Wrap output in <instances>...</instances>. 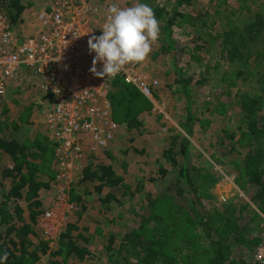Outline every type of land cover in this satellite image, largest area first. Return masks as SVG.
Masks as SVG:
<instances>
[{
  "label": "trees",
  "instance_id": "16d2710c",
  "mask_svg": "<svg viewBox=\"0 0 264 264\" xmlns=\"http://www.w3.org/2000/svg\"><path fill=\"white\" fill-rule=\"evenodd\" d=\"M47 1L49 0H40L43 3ZM195 1L175 0L172 9L169 10L165 5H158L157 0H138L139 3L149 4L154 10L159 21V35L165 39L161 50L171 53L172 67L178 74L175 84L179 85V91L186 98L187 115L181 127L189 137L194 133L197 117L194 115L192 93L189 91L192 80H186L182 76L180 63L183 54L182 51L174 49L176 47L172 37L174 26H190L194 31H192L193 41L202 43V46L196 45L194 51L199 53L205 49L211 50L210 54L220 61L215 65V71L220 70L221 62H227L230 70L221 75V82L228 88L226 95L232 93L230 89L235 84L232 80H241L244 83L256 80L255 92L234 95L232 108L235 109L237 106L241 116L235 131L225 130L224 126L219 125L224 134L220 137L219 145L228 151L223 150L226 152L223 156L227 158V155L235 153L238 146L243 148L240 161H234L233 166L239 175V180L246 181L245 189L251 204L230 202L220 209L215 206L213 211L207 210L202 199L212 196L213 187L209 183L202 185V171L190 161L189 139L183 136L173 138L171 147L163 156L174 168L173 180H169L171 183L160 196L148 195L147 212L141 216L137 226L124 235L119 244L115 245L116 237L110 236L106 253L111 264H174V256L168 250V238H166L168 236L164 230L165 224H175L182 220L183 216L175 212L177 208L179 209L177 202L181 200L189 204L188 212L193 218L196 217L198 223L207 231L206 237L217 249L216 259L219 260V264H223L225 260L222 236H220L224 229L221 226L218 231L217 228L214 230L210 227L206 221V215L210 213L212 217H215V214L221 217L225 230H231L230 234L235 235V242L239 244L243 242L246 245L254 243L255 248L260 245V238L252 242L251 233L258 229L261 221L253 206L264 214V1L237 0L238 10H233L229 7V0H209V8L206 11L201 8L186 13L187 8ZM30 2V0H0V13L7 16L14 35L20 42L29 36L28 34L24 36L23 25L24 15L29 10ZM34 4L37 5L35 0ZM211 10L214 14H211ZM218 17L225 22V25L217 34L208 35L206 30L215 25V19ZM236 23H241V27ZM207 36H210V40L205 42ZM208 46L210 49H207ZM193 58L195 61H201L200 56L194 55ZM24 73L27 74L25 75L27 78L31 77V73L27 71L22 72L21 76H24ZM109 83L111 87L107 86L110 88L108 90L106 88V93L109 91L107 98L112 102L114 120L121 127L119 131L140 130L144 126L140 116L149 109L151 111L150 101L136 88L127 85L121 76L112 79ZM24 86H28L27 83H24ZM42 96V104L38 103L36 106L40 113L50 107L51 102L54 101L51 95L45 96L42 93ZM25 116L23 114L20 117ZM42 118L44 119L43 115ZM220 121L223 119L220 118ZM16 125L17 131L20 126ZM47 128L45 123L47 133L42 132L38 138H34L32 144H18L10 139L9 130L0 127V152L8 155L13 163V168L0 166V187L4 182L10 184L8 190L0 192V254L8 253L6 264H37L42 256L47 257L46 264H69L72 257L83 262L89 256L87 246L89 239L84 236L87 230L75 224L66 225V231L60 236L59 247L51 248L48 242L43 240L35 242L38 234L33 226H36L41 214L35 209L41 206L40 191L48 189L50 183L43 180L39 174H44L50 167L48 161H52L56 147L52 145ZM94 157L90 164L82 167L80 171L83 174L82 181L96 183L98 185L96 190L100 192L104 186L115 188L122 185V180L114 168L106 163H98ZM159 171L165 181L169 174L167 166L166 168L161 166ZM48 173L51 175L50 172ZM111 198L112 195H109L105 202H110ZM21 201L29 203L27 208L31 211L30 223L23 220L24 211L20 205Z\"/></svg>",
  "mask_w": 264,
  "mask_h": 264
},
{
  "label": "rangeland",
  "instance_id": "374dc122",
  "mask_svg": "<svg viewBox=\"0 0 264 264\" xmlns=\"http://www.w3.org/2000/svg\"><path fill=\"white\" fill-rule=\"evenodd\" d=\"M30 1L29 10L24 15V36L33 33L34 29L37 28L35 14L41 12L45 6V3L40 2V0H35L37 5L34 4V0ZM88 1L100 10H104L114 2L120 3L124 8L139 3L138 0ZM174 1L157 0V4L165 5L171 10ZM228 3L231 9L238 10L237 0H229ZM209 4V0H197L187 8L186 13L201 8L206 11ZM211 14H214L213 10H211ZM233 20L236 21L237 19ZM236 24L241 27V23ZM224 25L225 22L218 17L215 19V25L210 26L206 32L209 33L208 35L217 34ZM192 31L190 26L187 25H176L172 29V37L176 42L174 49L182 51L183 54L180 63L182 76L186 80H192L189 91L192 93V105L197 123L191 137L181 127L187 115L185 111L186 98L179 91V85L175 84L178 74L172 67L171 53H165L161 50L165 39L159 35L156 43L152 44V51L149 56L144 61L135 62L134 64L138 70L160 81L162 89L159 99H163L168 106V119L153 115L149 109L140 116L144 125L140 130L133 132L118 130L109 148L102 149L95 154L90 152V147L88 149L84 148L86 162L84 160L80 161L83 162L82 169L83 166L90 164L93 156H95L94 158L97 159L98 163H106L114 168L122 180V185L115 188L104 186L100 192L96 190L98 186L96 183L83 182L80 177L73 178L70 181L71 178L62 175L64 169L62 168V161H57V147L52 161H48L50 166L48 170L44 174L38 173L43 180L50 183L48 189L40 191L41 206L35 210L41 212V214L37 220L48 209L52 208V204L63 197L61 212L60 214L56 213L58 217L56 218L57 225H55L56 232L61 236L66 231L67 224H75L77 227L87 230V232H84V236L89 239L87 244L89 256L83 262H79L77 258L72 257L69 264H111L109 255L106 253L110 236L116 237L115 245L119 244L124 235L133 230L139 223L141 216L147 212L148 195L160 196L165 192V189L171 183L170 181L173 180L174 168L163 156L171 147L172 139L178 136L187 137L190 141V161L202 171V185L205 186L206 183H209L213 187L211 190L212 196L202 199L207 210L213 211L212 209L215 206L220 209L221 206L230 202L234 204H251L245 189L246 181L244 179L239 180V175L233 166L234 161H240L243 148L238 146L235 153L227 155V158L223 156V154H226L223 150H227L219 145L221 144L220 137L224 135L219 125L224 126L225 130L235 131L241 121V116H239L237 106L235 109L232 108L233 101H235L233 99L234 95L255 92L256 80L247 83L241 80H232L235 82L230 89L232 93L226 95L225 92H228V88L221 82V75L229 71L230 67L227 62H221L220 70L215 71V65L219 64L220 61L210 54L211 50L206 51L205 49L199 53L194 51L195 46L202 43L193 41L194 33ZM208 40H210V36L205 38V42ZM207 49H210V47L208 46ZM194 55L200 56L201 61H195ZM25 75L27 74L24 73V76H21L17 81L12 80L9 82L6 95L0 98V127L9 130L10 139L18 144H32L34 133L38 136H40V131L47 133L43 126L45 121L36 107L38 103L42 104L43 100L39 84L34 80V77L27 78ZM232 81L230 82L232 83ZM24 83H27L28 86H24ZM108 87H111V85L109 84ZM107 93L106 95H108ZM223 104H226V106ZM23 114L26 116L20 117ZM223 114L224 116H222ZM220 118L223 121H220ZM16 124L20 126L17 131L15 130ZM116 124L120 127L118 122ZM162 129H166V131L164 132ZM53 144L55 146L56 142H52ZM90 144V141H86L85 147L90 146ZM181 158L180 156L179 159L181 160ZM12 164L10 157L4 152H0V166L13 168ZM70 164L77 165L78 161L74 159ZM161 166L165 168L167 166L169 172L165 181L160 176L159 169ZM9 186L8 182H4L0 187V192L8 190ZM109 195H112L110 202H105L108 200ZM20 205L24 211L23 220L30 223L29 213L31 211L27 208L29 203L21 201ZM177 205L179 209L177 208L175 212L183 216L182 220L177 221L178 223L175 224H165L166 232L164 230V233L168 236L166 237L168 238V250L174 256V264H210L213 260L212 264H219V260L216 259L218 258L217 249L206 237L207 231L198 223L197 218H193L188 212L189 204L181 200L177 202ZM253 208L257 210L261 221L258 229L251 233L252 242L260 238L261 244L264 242V214L255 206ZM206 217V221L212 229L217 228L216 230L219 231L221 226L224 229L220 234L225 251L223 264H264V260L260 261L257 257L258 247L255 248L254 243L246 245L243 242L240 244L235 242V235L230 234L231 230H225L218 214L212 217L210 213ZM38 222L36 226H33L34 231L38 234V239H35V242L38 240L46 241L40 231ZM60 243L61 238L55 245L59 247ZM48 246L53 247L50 243H48ZM41 258L37 264H46L47 257L42 256Z\"/></svg>",
  "mask_w": 264,
  "mask_h": 264
},
{
  "label": "built area",
  "instance_id": "2783aa9c",
  "mask_svg": "<svg viewBox=\"0 0 264 264\" xmlns=\"http://www.w3.org/2000/svg\"><path fill=\"white\" fill-rule=\"evenodd\" d=\"M111 4L124 8L120 3ZM111 4L100 10L88 0H49L35 14L37 28L22 42L14 35L7 16L0 13V98L6 95L9 82L17 81L24 71L31 73L45 96H52L54 101L41 114L50 139L56 142L62 175L70 181L76 177L83 180V149L90 147L93 154L107 149L118 133L106 95L112 79L121 76L150 101L153 115L168 119V106L159 99L160 81L138 70L134 63L126 64L114 78L98 77L89 71L95 54H89L88 39L101 34ZM101 67L98 64L97 70ZM86 141L90 146L85 147ZM74 159L78 164L73 166L70 162ZM62 198L38 220L43 237L53 247L60 239L55 225ZM257 257L264 260V242L258 246Z\"/></svg>",
  "mask_w": 264,
  "mask_h": 264
},
{
  "label": "clouds",
  "instance_id": "9594fccd",
  "mask_svg": "<svg viewBox=\"0 0 264 264\" xmlns=\"http://www.w3.org/2000/svg\"><path fill=\"white\" fill-rule=\"evenodd\" d=\"M108 18L100 35L88 39L89 54H95L91 73L98 77H116L128 63L144 61L160 34L159 21L147 3L120 8L111 4ZM101 64L100 70L97 65ZM8 253L0 254V264H6Z\"/></svg>",
  "mask_w": 264,
  "mask_h": 264
},
{
  "label": "crops",
  "instance_id": "0c3cea01",
  "mask_svg": "<svg viewBox=\"0 0 264 264\" xmlns=\"http://www.w3.org/2000/svg\"><path fill=\"white\" fill-rule=\"evenodd\" d=\"M40 115H41V113H40ZM42 116V115H41ZM43 126H44V128H45V125H44V123H43ZM44 128H43V130H44ZM42 132L40 131V134H41ZM34 138H38V135L36 134V133H34ZM40 199H41V196H40Z\"/></svg>",
  "mask_w": 264,
  "mask_h": 264
}]
</instances>
